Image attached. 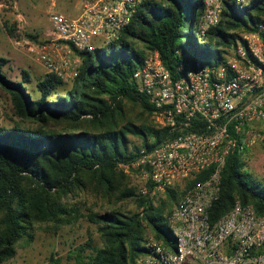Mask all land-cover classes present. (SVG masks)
Wrapping results in <instances>:
<instances>
[{
	"label": "trees",
	"instance_id": "16d2710c",
	"mask_svg": "<svg viewBox=\"0 0 264 264\" xmlns=\"http://www.w3.org/2000/svg\"><path fill=\"white\" fill-rule=\"evenodd\" d=\"M196 10L203 12L201 0L140 4L117 41L91 52L74 51L81 63L70 86L51 73L37 79L33 87L38 98L24 85L31 82L29 72L22 69L20 80H11L2 71L8 60L0 56V90L12 110L6 123L0 120V264L14 258L21 239H32L34 224L77 219L79 210L67 201L80 193L113 203L132 200L137 211L88 210L87 218L96 225L103 245L88 255L79 249L64 264H133L144 251L148 234L171 245L170 210L187 189L205 179L209 169L166 190L157 204L128 185L120 165L133 161L141 149L151 150L173 136L148 121L153 107L136 90L132 74L152 50L159 52L170 72L181 62L219 64L241 40V33L264 22V0L245 6L225 2L218 24L198 41L192 18ZM184 14L190 15L187 32ZM133 109L137 113L132 114ZM244 167L242 153L227 156L219 195L209 210L211 221L236 200L264 214V189ZM48 261L61 263L53 257Z\"/></svg>",
	"mask_w": 264,
	"mask_h": 264
},
{
	"label": "built area",
	"instance_id": "2783aa9c",
	"mask_svg": "<svg viewBox=\"0 0 264 264\" xmlns=\"http://www.w3.org/2000/svg\"><path fill=\"white\" fill-rule=\"evenodd\" d=\"M146 1L153 0H78L76 17L50 15L51 41L22 40L17 45L67 83L77 76L81 63L74 51L91 52L117 41ZM252 1L201 0L197 36L203 38L218 24L225 2L245 6ZM12 8L16 10V4ZM16 19L20 31L25 22L20 13ZM240 37L219 64L181 62L170 72L159 52L152 50L132 74L136 90L153 107L156 126L173 134L120 165L142 181L141 195L152 199L209 169L205 179L187 189L171 208L167 217L171 245L146 238L144 251L133 264H264V214L236 200L216 220L209 217L227 156L243 153L260 140L252 125L264 122V22Z\"/></svg>",
	"mask_w": 264,
	"mask_h": 264
},
{
	"label": "rangeland",
	"instance_id": "374dc122",
	"mask_svg": "<svg viewBox=\"0 0 264 264\" xmlns=\"http://www.w3.org/2000/svg\"><path fill=\"white\" fill-rule=\"evenodd\" d=\"M13 4H16V10L12 8ZM76 11H78V0H0V56L8 60L7 66L2 71L13 81L20 80L19 73L22 69L28 71L31 82L24 85L31 91L33 98H38L33 83L49 72L33 60L25 52V48L22 45H17V42L29 40L40 44L51 41L50 15L52 13H62L72 17ZM17 13L22 15L25 22L24 28L20 31L17 28ZM201 18V11L196 10L195 22H200ZM189 22L190 15L184 14L183 24L186 32ZM197 39L198 41L201 40L199 36ZM105 46L102 45L100 48ZM71 82L69 81L66 84L70 86ZM0 108V120L2 123H6V117L11 115L12 110L8 96L1 90ZM133 113H137V109H133ZM148 121L158 128L152 114L148 117ZM252 128L254 133L258 134L261 139L250 144L242 153L245 162L244 172L251 174L252 180L259 181L260 187L264 189V122H255ZM131 140L133 143H137L136 139L131 138ZM119 169L127 176L128 185L141 194L140 191L144 185L142 181L133 173H125L121 168ZM183 181L178 185H181ZM249 186L252 187L253 182L249 181ZM165 192L152 198L155 200V204L158 203L160 198L164 197ZM67 203L74 205L79 210L80 216L75 220L70 219V222L62 224H34L31 231L32 239L23 238L18 242L16 254L13 259L8 261L9 263L42 264L53 257L61 259V263L64 264L69 257H74L79 249L84 250L81 253L82 255H88L93 248H100L103 245L96 225L92 224L87 218L88 210L98 214H103L112 208L125 214L137 211L132 200L119 203L106 202L100 196H93L90 193L71 196ZM159 224L163 225V221L160 220ZM149 237L153 236L148 234L147 238ZM86 244H89V247Z\"/></svg>",
	"mask_w": 264,
	"mask_h": 264
},
{
	"label": "crops",
	"instance_id": "0c3cea01",
	"mask_svg": "<svg viewBox=\"0 0 264 264\" xmlns=\"http://www.w3.org/2000/svg\"><path fill=\"white\" fill-rule=\"evenodd\" d=\"M77 14H78V11L74 12L73 15H72V17H76Z\"/></svg>",
	"mask_w": 264,
	"mask_h": 264
},
{
	"label": "water",
	"instance_id": "95a60500",
	"mask_svg": "<svg viewBox=\"0 0 264 264\" xmlns=\"http://www.w3.org/2000/svg\"><path fill=\"white\" fill-rule=\"evenodd\" d=\"M194 17H195V14L192 15V18H194Z\"/></svg>",
	"mask_w": 264,
	"mask_h": 264
}]
</instances>
